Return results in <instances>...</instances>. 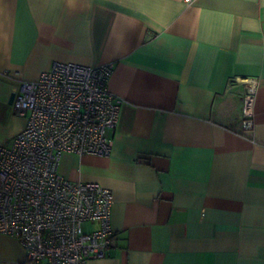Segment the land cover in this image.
<instances>
[{
	"label": "crops",
	"instance_id": "obj_1",
	"mask_svg": "<svg viewBox=\"0 0 264 264\" xmlns=\"http://www.w3.org/2000/svg\"><path fill=\"white\" fill-rule=\"evenodd\" d=\"M53 61L111 62L122 99L109 153L58 164L113 193L87 264H264V0H0V146L26 122L10 94ZM24 256L0 234V264Z\"/></svg>",
	"mask_w": 264,
	"mask_h": 264
},
{
	"label": "built area",
	"instance_id": "obj_2",
	"mask_svg": "<svg viewBox=\"0 0 264 264\" xmlns=\"http://www.w3.org/2000/svg\"><path fill=\"white\" fill-rule=\"evenodd\" d=\"M111 62L98 66L53 61L14 92L26 117L8 146H0V234L18 239L22 264H87L107 255L114 237L111 189L69 180L61 154L107 155L122 99L107 85ZM254 88L242 94L241 128L253 126ZM84 224H88L85 229Z\"/></svg>",
	"mask_w": 264,
	"mask_h": 264
},
{
	"label": "water",
	"instance_id": "obj_3",
	"mask_svg": "<svg viewBox=\"0 0 264 264\" xmlns=\"http://www.w3.org/2000/svg\"><path fill=\"white\" fill-rule=\"evenodd\" d=\"M13 96H14V92H12L9 96V102H12V99H13Z\"/></svg>",
	"mask_w": 264,
	"mask_h": 264
},
{
	"label": "rangeland",
	"instance_id": "obj_4",
	"mask_svg": "<svg viewBox=\"0 0 264 264\" xmlns=\"http://www.w3.org/2000/svg\"><path fill=\"white\" fill-rule=\"evenodd\" d=\"M88 227V224H84V228L86 229Z\"/></svg>",
	"mask_w": 264,
	"mask_h": 264
}]
</instances>
